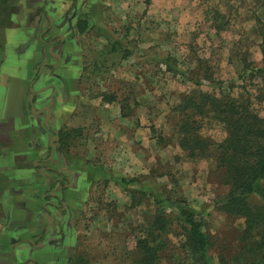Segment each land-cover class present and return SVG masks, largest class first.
<instances>
[{
  "label": "rangeland",
  "instance_id": "374dc122",
  "mask_svg": "<svg viewBox=\"0 0 264 264\" xmlns=\"http://www.w3.org/2000/svg\"><path fill=\"white\" fill-rule=\"evenodd\" d=\"M83 10L78 102L53 138L69 168L61 214L77 231L65 264H136V239L157 235L148 234L157 213L168 230L157 237L164 246L156 264H174L185 258L178 217L189 212L202 223L212 261L250 262L245 217L224 207L214 148L225 128L211 111L178 105L206 93L251 100L264 116V0H101ZM183 122L210 143L205 156L180 146ZM78 188L82 201L70 209L65 193ZM246 200L264 206V179ZM61 255L56 249L43 261Z\"/></svg>",
  "mask_w": 264,
  "mask_h": 264
},
{
  "label": "crops",
  "instance_id": "0c3cea01",
  "mask_svg": "<svg viewBox=\"0 0 264 264\" xmlns=\"http://www.w3.org/2000/svg\"><path fill=\"white\" fill-rule=\"evenodd\" d=\"M100 1L0 0V264H45L60 248L55 264H65L75 254L74 222L53 203L69 170L53 138L78 102L77 21ZM82 197L68 189L66 206Z\"/></svg>",
  "mask_w": 264,
  "mask_h": 264
},
{
  "label": "trees",
  "instance_id": "16d2710c",
  "mask_svg": "<svg viewBox=\"0 0 264 264\" xmlns=\"http://www.w3.org/2000/svg\"><path fill=\"white\" fill-rule=\"evenodd\" d=\"M77 28L80 33L86 30L85 17L78 19ZM262 50L264 51V39ZM194 96H188L178 105L179 112L188 108L197 113L211 111V117L225 128L224 139L214 148L216 163L224 169L223 182L227 187L224 193V207L229 213H238L245 217L246 231H250L249 237L253 246L250 262L239 261L236 264H264V234L260 233V228H264V206L256 209L246 200L248 194L258 191V183L264 179V116H260L251 107V100L248 99L223 100L200 93V99L196 101ZM178 131L181 135L180 146L188 150L190 156H205L210 150V143L199 134H194L189 122L180 123ZM178 219L184 232L185 258L174 264H231L223 257L216 262L212 261L208 254L210 241L202 230L201 221L194 213L189 212ZM150 223L148 234H152L150 228L158 233L154 237L146 235L136 239V264H156L159 250L164 246L157 238L161 232L168 230L162 213L155 214Z\"/></svg>",
  "mask_w": 264,
  "mask_h": 264
},
{
  "label": "flooded vegetation",
  "instance_id": "af4514ba",
  "mask_svg": "<svg viewBox=\"0 0 264 264\" xmlns=\"http://www.w3.org/2000/svg\"><path fill=\"white\" fill-rule=\"evenodd\" d=\"M54 138H55V136H54ZM53 203H55V207L58 209L59 213H61V211L64 210L65 205H64L63 201L61 200V195L60 196H54V202Z\"/></svg>",
  "mask_w": 264,
  "mask_h": 264
},
{
  "label": "built area",
  "instance_id": "2783aa9c",
  "mask_svg": "<svg viewBox=\"0 0 264 264\" xmlns=\"http://www.w3.org/2000/svg\"><path fill=\"white\" fill-rule=\"evenodd\" d=\"M60 182H61V184H60V190H61L63 187H67V186H68V184L63 180V178L60 179ZM54 205H55V203H54Z\"/></svg>",
  "mask_w": 264,
  "mask_h": 264
}]
</instances>
